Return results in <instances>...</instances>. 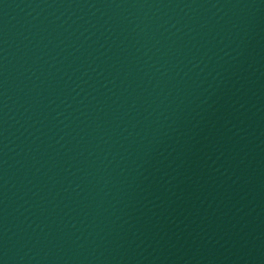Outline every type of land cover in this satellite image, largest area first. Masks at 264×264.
<instances>
[{
	"label": "water",
	"instance_id": "1",
	"mask_svg": "<svg viewBox=\"0 0 264 264\" xmlns=\"http://www.w3.org/2000/svg\"><path fill=\"white\" fill-rule=\"evenodd\" d=\"M0 264H264V0H0Z\"/></svg>",
	"mask_w": 264,
	"mask_h": 264
}]
</instances>
